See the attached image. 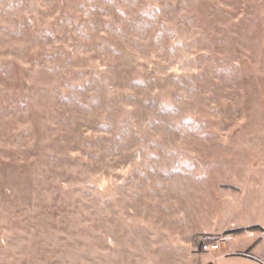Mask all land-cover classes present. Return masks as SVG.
Instances as JSON below:
<instances>
[{"label":"rangeland","instance_id":"rangeland-1","mask_svg":"<svg viewBox=\"0 0 264 264\" xmlns=\"http://www.w3.org/2000/svg\"><path fill=\"white\" fill-rule=\"evenodd\" d=\"M229 236L264 263V0H0V264Z\"/></svg>","mask_w":264,"mask_h":264},{"label":"crops","instance_id":"crops-1","mask_svg":"<svg viewBox=\"0 0 264 264\" xmlns=\"http://www.w3.org/2000/svg\"><path fill=\"white\" fill-rule=\"evenodd\" d=\"M248 245L239 237L229 236L223 247L219 246L217 250L205 251L207 255L200 256L201 264H264L260 258L248 251L250 247Z\"/></svg>","mask_w":264,"mask_h":264},{"label":"built area","instance_id":"built-area-1","mask_svg":"<svg viewBox=\"0 0 264 264\" xmlns=\"http://www.w3.org/2000/svg\"><path fill=\"white\" fill-rule=\"evenodd\" d=\"M202 249L205 251H213L219 249V243L216 241L204 242Z\"/></svg>","mask_w":264,"mask_h":264},{"label":"trees","instance_id":"trees-1","mask_svg":"<svg viewBox=\"0 0 264 264\" xmlns=\"http://www.w3.org/2000/svg\"><path fill=\"white\" fill-rule=\"evenodd\" d=\"M243 228H236V229H233V230H228V232H231V231H238V230H242Z\"/></svg>","mask_w":264,"mask_h":264}]
</instances>
